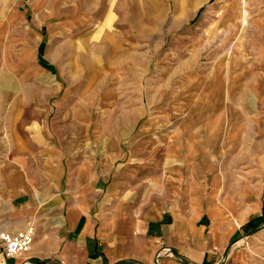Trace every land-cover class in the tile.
Segmentation results:
<instances>
[{"label": "crops", "instance_id": "0c3cea01", "mask_svg": "<svg viewBox=\"0 0 264 264\" xmlns=\"http://www.w3.org/2000/svg\"><path fill=\"white\" fill-rule=\"evenodd\" d=\"M174 2L118 1L112 37L130 56L112 65L127 70L129 93L116 108L50 97V109H34L28 122L18 120L28 113L20 110L0 121V229L35 225L32 248L0 254L3 264H155L158 253L161 264H207L230 239L202 222L199 199L200 185L244 179L243 160L217 158L214 133L206 134L230 115L229 70L213 52H181L167 80L164 52L153 42ZM254 60V79L246 75L239 88L256 106L264 101V52ZM246 191L238 185L229 195Z\"/></svg>", "mask_w": 264, "mask_h": 264}, {"label": "rangeland", "instance_id": "374dc122", "mask_svg": "<svg viewBox=\"0 0 264 264\" xmlns=\"http://www.w3.org/2000/svg\"><path fill=\"white\" fill-rule=\"evenodd\" d=\"M118 1L123 0H0L3 125L15 110L28 112L18 118L28 122L34 109H46V104L50 109V97L54 101L65 96L71 106L82 97L89 108L103 103L104 109L126 101L127 70L112 69L130 56L112 37ZM174 1L153 42L164 52L167 80L176 76L181 52H213L215 61L227 65L230 115L216 118L213 132L207 129L206 134L210 138L214 133L217 158L244 162V179L233 183L236 186L224 180L200 185L199 199L206 210L202 222L211 228L218 224L222 235L232 233L228 242L211 251L207 264H264V101L255 106L241 100L244 90L239 88L246 75L254 79L255 53L264 52V0H241V5L239 0ZM158 56L150 55V61H158ZM218 172L223 175L222 166ZM238 185H246L241 199L229 195ZM237 209L242 213L237 215ZM253 217L255 222L242 226ZM160 258L155 264H161Z\"/></svg>", "mask_w": 264, "mask_h": 264}, {"label": "built area", "instance_id": "2783aa9c", "mask_svg": "<svg viewBox=\"0 0 264 264\" xmlns=\"http://www.w3.org/2000/svg\"><path fill=\"white\" fill-rule=\"evenodd\" d=\"M34 234L35 225L32 221H28L27 225L18 231L0 229V254L7 257L28 252L34 243ZM156 257H160V253Z\"/></svg>", "mask_w": 264, "mask_h": 264}, {"label": "bare ground", "instance_id": "6f19581e", "mask_svg": "<svg viewBox=\"0 0 264 264\" xmlns=\"http://www.w3.org/2000/svg\"><path fill=\"white\" fill-rule=\"evenodd\" d=\"M0 263H3V262H0Z\"/></svg>", "mask_w": 264, "mask_h": 264}, {"label": "water", "instance_id": "95a60500", "mask_svg": "<svg viewBox=\"0 0 264 264\" xmlns=\"http://www.w3.org/2000/svg\"><path fill=\"white\" fill-rule=\"evenodd\" d=\"M184 259V258H183Z\"/></svg>", "mask_w": 264, "mask_h": 264}]
</instances>
